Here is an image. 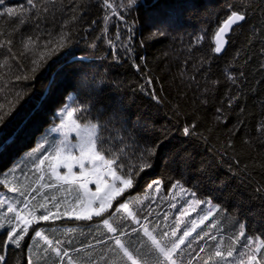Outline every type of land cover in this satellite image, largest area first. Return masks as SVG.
Wrapping results in <instances>:
<instances>
[{
    "label": "trees",
    "instance_id": "16d2710c",
    "mask_svg": "<svg viewBox=\"0 0 264 264\" xmlns=\"http://www.w3.org/2000/svg\"><path fill=\"white\" fill-rule=\"evenodd\" d=\"M34 3L36 8L28 0H0V13L30 9L14 17L0 15V104L24 93L0 125V143L18 132L15 143L0 152V202L6 201L0 203V223H17L10 204L22 210L27 203L37 218L60 215L33 223L19 247L8 244L6 229H0L3 264H61V257L35 236L40 230L75 264H131L112 251L110 237L121 232L141 264H157L162 257L143 227L160 239L183 221L178 237L201 220L192 207L208 202L216 210L181 245L177 264H247L255 246L245 247L247 238L264 240V0H149L148 8L141 0L134 5L109 0L118 16L103 0ZM232 10H243L246 21L228 37L226 51L215 53V32ZM63 33L69 34V47L53 55L35 79L16 80L33 75L35 53ZM29 37L36 46L26 52ZM69 50L87 60L67 63ZM58 67L63 73L37 109ZM69 94L77 96V104L90 105L88 119L107 125L102 134L111 138L113 151L123 149L121 159L128 164H139L142 151L155 149L148 158L151 167L134 177L133 187L114 200L109 213L91 220L72 218L84 199L79 184L57 182L50 161L37 168L59 142L51 126ZM185 127L191 134H184ZM196 200L204 203L195 205ZM121 203L131 204L139 223L114 211ZM103 219L120 231L108 232ZM241 225L245 236L237 241ZM218 247L225 260L214 257ZM255 254L259 259L261 253Z\"/></svg>",
    "mask_w": 264,
    "mask_h": 264
},
{
    "label": "snow or ice",
    "instance_id": "6c2138e0",
    "mask_svg": "<svg viewBox=\"0 0 264 264\" xmlns=\"http://www.w3.org/2000/svg\"><path fill=\"white\" fill-rule=\"evenodd\" d=\"M128 2L130 5H134L137 3V0H128ZM28 4L31 8H36L34 0H28ZM103 4L105 8H111L115 15H119L118 12H115V8L111 3H109V0H103ZM141 6L148 8L152 5H150L149 0H141ZM229 8H231V5H229ZM29 10L30 9L22 8L18 13V11L14 8H6L3 13H0V15L14 17L18 14L23 15ZM105 19L107 21L110 17H106ZM120 19H123V17H120ZM245 19L246 14L243 10H232L230 12L227 18L223 21L222 25L215 32V47L213 49L215 53H221L224 50L225 45L228 43V40L226 39L227 34L232 30L234 25H238L240 22L245 21ZM163 22L164 21H162V23ZM21 23H23L22 20ZM156 34L157 33H153V35ZM159 34L163 35L162 32ZM118 38L119 37L117 36V39ZM197 42H199V38L197 39ZM109 43L111 44L112 42L109 41ZM7 44L10 45L11 41H7ZM69 45L70 40L69 34L67 33L61 34L54 42L48 41L43 45L42 51L35 53L36 58L31 60V68L29 69V72L33 75L17 76L15 77L16 80L35 79L34 74L44 67V65L52 59L53 55H56L61 50L68 48ZM35 46L36 42L33 41L31 37H29L28 41L24 44L26 52H31ZM129 51H131V49H129ZM64 58L67 63H75L77 61L82 62L87 60V57L77 56L75 50L65 52ZM5 63H7V61H5ZM136 67L139 68V65H136ZM63 70V67H58L55 71H52L49 79L48 90L41 97V102L37 105V109H39L43 105L44 101L48 99V94L51 92L52 86L57 83V76L61 75ZM229 79H232V77H229ZM147 82L151 84L150 80ZM142 87L143 86H141V88ZM23 95L24 93L22 91L15 92L12 100H9L7 104H0V125H3L5 119L12 114L16 104L23 99ZM67 101L68 102L63 105V108L57 112V116L60 118L61 123L56 129H54L55 131H63L64 138L54 145L52 153L39 161L37 168L43 165L45 161H50L49 170L51 176H54L57 182L63 181L69 185L79 184L80 188L90 194V198L86 201H78V204L83 205L79 208V210L75 208L72 210V214H74L77 219L91 220L93 216L103 217L106 213H109V211L112 210L113 201L116 200L117 197H120L126 190L133 187L134 177L139 176L140 172L144 169L151 167V164L148 162V158L155 155V149L142 151L138 157L140 160L139 164H128L127 161L121 159L122 155H124L123 149L117 147L116 150L113 151L112 147L109 146L111 144V138L105 137L102 134V129H106L107 125L101 124L98 120L97 122H93L88 119L90 115V105L77 104V96L75 94H69ZM73 104H76V106L73 107ZM81 119L84 120L85 123L82 124L80 122ZM194 127L195 125L191 126V128ZM191 128L185 127L183 129L184 134H191ZM69 132H74L76 134L77 139L75 143L69 141ZM17 134L18 132L13 133L10 138L5 140L3 143H0V152L6 151L11 144L15 143V137ZM77 152L79 153L78 155L76 154ZM106 152L108 155L105 154ZM86 163L91 165V167L86 168ZM76 165L79 166V171L74 172L73 168ZM61 167L66 168L67 171L63 173L60 172L59 169ZM93 177L95 178L96 185L95 192H92L91 189L88 188V185L92 183ZM105 177H109L110 182L109 180H106ZM43 178V175H41L40 179L43 180ZM4 183L9 182L5 180ZM154 183L158 184V182ZM45 187H54V185H45ZM149 187H151V185ZM11 190L13 192L19 191L16 187H12ZM157 190L159 189L157 188ZM146 198L147 197H145V199ZM0 203H6V201ZM201 203L204 202L199 200L193 201V204L195 205H199ZM40 207L43 208L46 206L41 204ZM193 210L195 209L193 208ZM114 211H123L128 217H131L132 220L139 223L136 213L132 210L130 203H121L116 209H114ZM8 212L15 214L14 219L17 223L14 224L11 220L7 221V224L0 223V229H6V242L8 244L16 245L17 247H19L25 234H27L29 227L33 223L38 222V220L47 221L50 219H58L60 215L59 213L48 212L46 215H41L37 218L32 214L31 210H29L27 203H25L24 209L22 210H18L15 204H10L8 206ZM186 214L187 210L181 212L180 215L184 216ZM64 215H69V213L66 211ZM207 219L208 216H204L200 220V223L202 224L204 220ZM102 222L106 226L108 232L117 233L120 231L117 227H114L108 219H103ZM181 223H183V221H179L170 233H161L160 239H157V237L153 235V233L149 231L146 226L143 227L144 234L148 237L159 256L162 257V260H158L157 264H177V260L174 257L178 256L180 252L183 251L181 249V245H184L186 238L190 237L192 233L195 232L196 228L199 227V224L193 221L191 228L183 231L182 235L177 237V232ZM133 231H136V229H133ZM125 234L126 233H120V235ZM120 235L110 237V239L114 241L115 245L112 251L122 254V260L130 261L131 264H141L140 259L134 256L133 252L126 246V241L122 240ZM205 235H207V233H205ZM35 236L42 237L55 255L57 257H61V264H63V257H68V264H75V261L72 260L67 251H63L62 253L61 247L52 246L53 242L49 240L46 235H44L43 230L35 231ZM244 236V226L241 225L239 234L236 237L237 241ZM173 237H176V239L173 240ZM213 239H215V237H213ZM247 239L248 243L245 247L249 244H255V246L250 249L253 252V255L249 257L247 264H262V262H264V251H262V249H264V240L253 242L251 238ZM56 244L60 245L62 242L57 241ZM201 251H203V249H201ZM255 253H261L259 259ZM213 255L219 260L226 259L224 251H222L219 247ZM233 255V250L228 249L227 257H232ZM212 258L213 257H209V260ZM4 259L5 257L0 255V264H3ZM205 264H207V262H205Z\"/></svg>",
    "mask_w": 264,
    "mask_h": 264
},
{
    "label": "rangeland",
    "instance_id": "374dc122",
    "mask_svg": "<svg viewBox=\"0 0 264 264\" xmlns=\"http://www.w3.org/2000/svg\"><path fill=\"white\" fill-rule=\"evenodd\" d=\"M72 106H73V105H72ZM62 108H63V107H62ZM62 108H60V109H62ZM60 109H59V110H60ZM59 110H58V111H59ZM58 111H57V112H58ZM80 122H81V121H80ZM60 123H61V120H60V118H58L57 113H56V118H55V121H54L53 125L51 126V129H52V131L56 134V136L59 138V141H60L61 139L64 138V132H63V131H55L54 129H56V128L60 125ZM81 123L83 124V122H81ZM68 139H69L70 142L75 143V142H76V139H77L76 134H75L74 132H69V133H68ZM76 154L78 155L79 153L77 152ZM85 167L88 168V167H91V165H89V164L86 163ZM59 171L63 173V172H66L67 169L64 168V167H61V168L59 169ZM73 171H74V172L79 171V166L76 165V166L73 168ZM105 179H106V180H109V182H110V178H109V177H105ZM59 183L67 184V183H65V182H63V181H60ZM95 187H96V185H95V178L93 177V178H92V183H90V184L88 185V188L91 189L92 192H95ZM80 189H81L82 194H83V196H84L83 201H86L88 198H90V194H89V193H86L85 190L82 189V188H80ZM126 191H127V190H126ZM126 191H125V192H126ZM125 192H124V193H125ZM117 198H118V197H117ZM113 203H114V201H113ZM82 206H83V205H80V207H82ZM80 207H79V208H80ZM79 208H78L77 210H79ZM193 208L195 209V211H199V212H200V216H201V219H202L204 216H208V218H209V217L214 213V211L216 210V205L208 203V204H204V205L201 204V206H195V207H192V210H193ZM209 213H211V214H209ZM94 217H96V216H93V218H94ZM72 218H76V216L73 214V215H72ZM76 219H77V218H76ZM197 224H200V221H198ZM186 239H187V238H186Z\"/></svg>",
    "mask_w": 264,
    "mask_h": 264
},
{
    "label": "water",
    "instance_id": "95a60500",
    "mask_svg": "<svg viewBox=\"0 0 264 264\" xmlns=\"http://www.w3.org/2000/svg\"><path fill=\"white\" fill-rule=\"evenodd\" d=\"M245 21H246V19H245ZM245 21L240 22L238 25H234L233 28H232V30L227 34L226 39L228 40V37L232 34V32L234 31V29L237 28V27H239V26H241ZM227 47H228V43L225 45L224 50L221 53H219V54H223L226 51Z\"/></svg>",
    "mask_w": 264,
    "mask_h": 264
}]
</instances>
